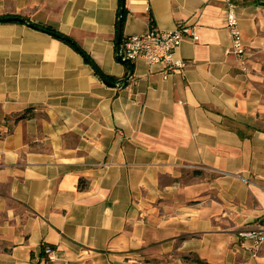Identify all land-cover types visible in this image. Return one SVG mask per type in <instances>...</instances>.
<instances>
[{"label": "crops", "instance_id": "0c3cea01", "mask_svg": "<svg viewBox=\"0 0 264 264\" xmlns=\"http://www.w3.org/2000/svg\"><path fill=\"white\" fill-rule=\"evenodd\" d=\"M230 1L245 72L224 0L121 1V39L197 36L163 79L117 61L119 0H0L38 27L0 22V264H264L239 236L264 230V0ZM40 27L111 85L130 78L105 84Z\"/></svg>", "mask_w": 264, "mask_h": 264}, {"label": "built area", "instance_id": "2783aa9c", "mask_svg": "<svg viewBox=\"0 0 264 264\" xmlns=\"http://www.w3.org/2000/svg\"><path fill=\"white\" fill-rule=\"evenodd\" d=\"M224 1L226 3L225 31L230 40V47L226 52L235 56L240 64L241 71L245 72V62L242 59L244 47L234 13L236 6L230 0ZM185 38L192 41L197 40V36L193 31L183 24H177L171 31H161L151 26L145 34L121 39L118 55L122 60L129 62L140 59L148 65H161L163 68L162 78L167 79L176 73L182 72L185 67L182 61L173 57L175 50ZM239 236L250 241L253 249H257L264 243V230L262 228L241 232ZM44 253L47 261L53 260L54 250L52 248L46 246Z\"/></svg>", "mask_w": 264, "mask_h": 264}, {"label": "water", "instance_id": "95a60500", "mask_svg": "<svg viewBox=\"0 0 264 264\" xmlns=\"http://www.w3.org/2000/svg\"><path fill=\"white\" fill-rule=\"evenodd\" d=\"M122 3H123V0H122ZM122 3H121V9L118 11V20H117V23H116V32H115V39H116V59L118 62L120 63H126L129 65L130 69H132V62H129V61H125V60H122L121 57L118 55V51H119V43H120V16L122 14ZM0 22L2 23H8V22H21L23 24H27L28 26L30 27H34L36 28L35 25L31 24V23H27V21H24L18 17H3V18H0ZM55 37L59 38V39H64L63 36L61 35H58V34H54ZM94 68V67H93ZM94 71L95 73L98 75V77L107 85H111L109 83V81L106 79V77H104L96 68H94ZM130 78V73L127 75V77L123 80H121L119 82V84H115V85H111V86H114V87H122L125 85V83L128 81V79Z\"/></svg>", "mask_w": 264, "mask_h": 264}, {"label": "trees", "instance_id": "16d2710c", "mask_svg": "<svg viewBox=\"0 0 264 264\" xmlns=\"http://www.w3.org/2000/svg\"><path fill=\"white\" fill-rule=\"evenodd\" d=\"M121 1L122 0H119V5L121 4ZM123 9V8H122ZM18 18H20V19H22V20H24V21H27V19L26 18H23V17H18ZM123 20H124V18H123V12H122V14H121V16H120V27L122 26V24H123ZM17 23H21V22H17ZM36 28H38L37 26H36ZM41 28V30L42 31H44V32H46V33H48V34H50V35H52V36H54V34H55V32L54 31H52L51 29H49V28H45V27H40ZM64 42H66L68 45H70L74 50H76L78 53H80L81 55H82V57L84 58V60L89 64V65H91L92 67H94L95 68V66L92 64V62L90 61V59L87 57V55L86 54H84L72 41H70V40H68V39H66V38H64V39H62ZM120 40H121V36H120ZM124 64H126V63H124ZM127 67V66H126ZM106 79L109 81V82H112L113 81V79H111L110 77H106ZM30 112H31V109H27V110H25V111H23L22 113H20V114H17V115H15V120H26V119H29V118H31V114H30ZM46 247V245H42L41 246V249H40V256L42 257V258H44V259H46V256H45V253H44V248ZM49 247V246H48ZM51 248V247H50ZM198 264H203L202 262H199V261H196Z\"/></svg>", "mask_w": 264, "mask_h": 264}]
</instances>
